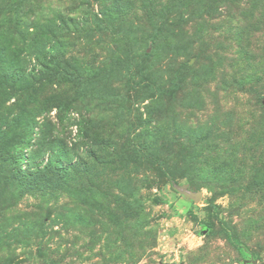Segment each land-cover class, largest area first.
Here are the masks:
<instances>
[{
	"label": "rangeland",
	"instance_id": "rangeland-1",
	"mask_svg": "<svg viewBox=\"0 0 264 264\" xmlns=\"http://www.w3.org/2000/svg\"><path fill=\"white\" fill-rule=\"evenodd\" d=\"M0 264H264V0H0Z\"/></svg>",
	"mask_w": 264,
	"mask_h": 264
},
{
	"label": "water",
	"instance_id": "water-1",
	"mask_svg": "<svg viewBox=\"0 0 264 264\" xmlns=\"http://www.w3.org/2000/svg\"><path fill=\"white\" fill-rule=\"evenodd\" d=\"M180 192L182 193L183 196L189 197L195 201H199L202 197L201 192L189 191L185 188H180Z\"/></svg>",
	"mask_w": 264,
	"mask_h": 264
},
{
	"label": "trees",
	"instance_id": "trees-1",
	"mask_svg": "<svg viewBox=\"0 0 264 264\" xmlns=\"http://www.w3.org/2000/svg\"><path fill=\"white\" fill-rule=\"evenodd\" d=\"M30 133H31V131H30Z\"/></svg>",
	"mask_w": 264,
	"mask_h": 264
}]
</instances>
